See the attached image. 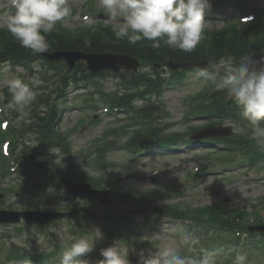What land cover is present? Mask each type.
Masks as SVG:
<instances>
[{"label":"rangeland","instance_id":"1","mask_svg":"<svg viewBox=\"0 0 264 264\" xmlns=\"http://www.w3.org/2000/svg\"><path fill=\"white\" fill-rule=\"evenodd\" d=\"M214 1L218 0H210L212 7L205 14V28L217 31L220 28L225 27L227 22L236 23L240 19V16H242V12L236 11L233 8H228L227 3L224 0H221L219 3L217 2L218 4ZM239 1H246L248 5L254 7H264V0ZM87 3L88 0H68V4L71 9L74 10L72 12L74 16L71 18L69 16L65 18L64 22L66 26L70 29H76L78 25H82L84 22L92 21L91 18L87 21L84 20L83 15L86 11L85 9L87 8ZM95 7L97 10H104L103 7L100 6V1ZM0 9H7V0H0ZM111 25L114 27L121 26L117 21H113ZM33 67L34 70H29L30 72L27 70L25 74L21 69H19L18 72L23 74V80L25 82L28 81L38 87L40 77L37 72L43 67V65L40 66V64H36ZM150 71H152V69H150ZM11 78H16V71L4 68L3 74L0 75V85L3 84L4 80ZM96 83H98V86L90 83L89 85H80L78 88H69L67 91V101L62 103V106L67 108V111H64L62 114L63 119L60 125V132H67L74 127L78 128L75 133H73L71 141L76 156H80L79 160L82 157V153L85 154L86 151L89 150L90 145L95 140L102 137L103 131L106 127L110 125L115 126L124 124L129 121L124 113L117 115V118V116L114 115L115 113L113 115H109V113L105 112V108H107L105 98L101 99L99 94L108 95L115 92H121L120 90H123V86L120 84V81L118 79L106 78L104 80H96ZM207 86L208 89L211 88L210 83L203 84L196 78L195 73L193 72L188 73L187 78L182 82H175L170 85V88L166 89L162 96V102L166 111L169 112V115L164 113L160 124H168V131H186L188 126H200L204 124V121H185V115L188 110V104L186 101L188 98L199 93L201 90L206 89ZM92 92L94 93L92 96L97 99L96 102L98 107L96 110L89 108L87 105H85L87 108H84L83 106V101L85 100L84 95L86 93V95H89ZM7 100L8 99H6V101ZM156 100L157 99L154 98L152 102H156ZM139 104L141 105V103ZM72 106L74 107L72 108ZM9 110V108H6V112L8 114L12 111V109L11 111ZM93 115H95L100 122L92 126L89 130L83 129L84 126L81 125L82 120H89ZM20 118L23 120L25 116L20 115ZM232 125L236 133L246 134L249 138H251V132L248 133L244 125ZM12 126H19V121H12ZM18 146L20 151L22 144L20 143ZM220 147L223 146L221 145ZM213 149H219V147L213 145L199 147L197 145L196 147L191 146L190 148L180 149L176 152H165L162 153V155H144L141 159L138 158L136 161L131 162L130 160L132 156L127 155L126 151H118L110 154V159L113 160L117 166L112 168L107 173L113 172L118 176L121 174L128 176L127 179L122 180V183L127 188L138 187L139 189L149 190L156 187L158 183L159 188H163L165 186L171 187L175 185L177 191L181 193V196L171 199L170 201L171 203L182 204V206L185 207L196 208L208 204H221L231 210L246 208L248 212L252 214L254 212H260V214H262L263 212L261 208H264V168H260V164L264 166V157H258L259 160L257 159L256 161L258 164H255V167L258 166V168L254 171H247L250 167L252 169L255 163L253 162L254 159H252L250 155H247L246 158L234 156L229 153H215L216 151L211 153ZM210 150L211 152H208ZM207 153L210 154L208 155L209 159L207 160V163H211L212 166L209 168L213 171L204 169L200 173L201 166L206 163L203 158L207 155ZM199 156L201 157L199 158ZM220 156H224L225 159H229V162L224 159H220ZM237 168L239 169L235 171L234 169ZM203 172H208V174L198 177L196 179V187L190 191V187L188 186L190 183L193 184L195 182V177H190V175H196L199 173L201 175ZM157 173L160 174L156 175ZM133 174L137 175V179L130 177V175ZM156 176L160 178L156 183H154L153 178ZM227 198L230 199L229 202H225ZM27 199L30 200L28 197L19 198V204L21 205L28 201ZM11 204H17V198L11 197L1 200L0 208L8 209V206ZM19 204H17L16 207H19ZM137 219L140 220L141 216H138ZM252 219L253 218H251V220ZM76 222L77 220L75 221V224ZM172 225L173 224L169 223H161V220L158 218L156 224L152 225L153 227L158 226V232L155 234V240L153 237L154 235L150 233L151 226L142 228L140 232L150 244H153V248L157 247V249L173 242L174 240L177 241V251L179 252V250L184 247L178 243V238L176 239L174 237H170L167 234L169 230L173 229ZM68 230L69 228H67L66 223H60L46 230L43 234H39L35 230H30L24 232L23 235H18L14 226H0V243L4 245L5 248L7 247L0 253V264H24V262L20 261L8 263L6 259L8 257L7 251L11 244H16V249H18L19 246L27 245L36 251H43L44 249L50 247L49 242L52 239L55 241L58 240L63 244H66L70 239L72 242V236L69 235ZM92 230V227H88V235L92 234ZM184 231L192 233L187 228H184ZM10 234H12V237L7 238ZM193 235L199 239V243H205V241L211 240L206 237H202V234L200 237L198 233H193ZM219 241L217 244L221 245ZM253 244L254 242L252 240L246 239L242 245H240L238 252L247 256L246 264H264V255H260ZM210 247L211 249H215L217 246L212 244ZM226 248L231 250L232 246L228 244ZM135 249L136 250H134V252L138 253L142 248L136 246ZM230 255V252H223L220 254L217 257V264H224V262H226L225 264H229L231 259ZM101 258L103 259L102 256ZM47 262L48 261L45 263H35L47 264Z\"/></svg>","mask_w":264,"mask_h":264},{"label":"clouds","instance_id":"2","mask_svg":"<svg viewBox=\"0 0 264 264\" xmlns=\"http://www.w3.org/2000/svg\"><path fill=\"white\" fill-rule=\"evenodd\" d=\"M108 20L117 21L120 27L115 36L136 44L142 39L152 42L154 47L161 44L191 53L201 43L206 22V12L212 5L210 0H100ZM68 0H7V10L0 14V29L9 32L20 47L34 54L48 50L46 34L52 32L57 22L71 15ZM123 19L118 21L117 18ZM203 84L211 83L225 92L239 109L241 117L251 129V138L264 151V56L256 59L252 54L221 56L218 60L195 72ZM11 93L7 108L22 115L36 99L29 84L20 78L3 81ZM2 99V97H0ZM92 235L73 238V242L59 255V264H91L86 257L95 250L103 233L98 229ZM178 243L195 250L199 239L183 231ZM223 251L200 249L199 258L181 255L177 241L158 250L141 249L138 264H217V257ZM103 259L97 264H130L128 248L114 242L101 248ZM247 256L237 253L232 264H246Z\"/></svg>","mask_w":264,"mask_h":264},{"label":"trees","instance_id":"3","mask_svg":"<svg viewBox=\"0 0 264 264\" xmlns=\"http://www.w3.org/2000/svg\"><path fill=\"white\" fill-rule=\"evenodd\" d=\"M92 38H89L88 41L84 40L81 42L74 40L56 43L50 40L47 42L51 49H61L66 48L67 46H71L72 48L76 46H86L88 50L92 51L111 50L114 52L128 53L149 62H160L167 57L177 60H206L210 62L218 60L221 56H240L257 51H264V13L260 12L259 17L255 22L240 25V29H238L237 25H234L232 28L223 30L218 34L206 32L201 44L191 53L173 51L163 44H161L160 47H154L152 42L144 39L138 41L136 44H129L126 38L119 39L116 36L111 38ZM0 49H4L7 55L15 58L23 56V53L26 52L25 49L20 47L10 33H4L2 31H0ZM134 78H137L134 82L136 86L139 84H146L153 89L160 87V85L154 80H146V78L141 75L134 76ZM141 79L148 82H140ZM209 100L211 101L210 105L203 106L200 111L201 113L211 115L212 117L222 116V118H237L238 107L229 100L226 95L217 94L212 96ZM110 102L113 107H123L121 106L123 103V97L113 98ZM129 106L132 108L133 104H129ZM126 107L127 106H125V108ZM66 140V138H62L60 143L66 147L67 151H69V144ZM130 144L138 147L143 144V141L140 140L139 135H137L135 140L131 141ZM103 148L99 151L102 152Z\"/></svg>","mask_w":264,"mask_h":264},{"label":"water","instance_id":"4","mask_svg":"<svg viewBox=\"0 0 264 264\" xmlns=\"http://www.w3.org/2000/svg\"><path fill=\"white\" fill-rule=\"evenodd\" d=\"M261 56L264 55H254L256 59H259ZM81 59L80 56L72 54L70 56V61L75 62L76 60ZM92 65L95 67H107L111 68L113 70L119 71L121 68L124 69H137L138 67V61L135 59H132L128 56L125 55H119V56H107L103 59H92L91 61ZM196 65H174L172 67L177 68V67H184V68H192L195 67ZM197 66H203L202 64H197ZM231 134L230 130H225V129H214L208 132H205L202 137H215V136H226ZM46 164H41V166H45ZM70 188V191L80 194L82 193L84 196L88 197H93V198H100L102 199L103 193L96 192L94 190L90 189V186H82V185H77L73 182L70 181H64ZM86 189H90L87 191ZM54 217L51 214H44V213H39V212H29V213H12L8 215V221H20L21 218H24L27 222L33 223V224H43L47 221H51L54 219Z\"/></svg>","mask_w":264,"mask_h":264},{"label":"bare ground","instance_id":"5","mask_svg":"<svg viewBox=\"0 0 264 264\" xmlns=\"http://www.w3.org/2000/svg\"><path fill=\"white\" fill-rule=\"evenodd\" d=\"M121 87V86H120Z\"/></svg>","mask_w":264,"mask_h":264}]
</instances>
